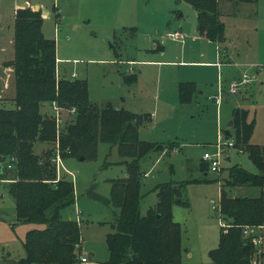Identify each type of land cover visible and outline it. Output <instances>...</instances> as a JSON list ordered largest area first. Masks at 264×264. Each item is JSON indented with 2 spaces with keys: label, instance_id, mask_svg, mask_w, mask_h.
<instances>
[{
  "label": "rangeland",
  "instance_id": "obj_1",
  "mask_svg": "<svg viewBox=\"0 0 264 264\" xmlns=\"http://www.w3.org/2000/svg\"><path fill=\"white\" fill-rule=\"evenodd\" d=\"M26 6L40 9L45 36L56 40L59 78H87L89 96L95 104L111 102L142 114L145 120L139 127L140 138L165 143L159 151L152 150L140 159L144 171L142 192L145 193L140 201L141 214L157 204L159 198L153 190L157 184L183 182L182 199L188 204L174 202L171 207L174 220L180 223L182 262L213 264L209 250L218 245L223 229L221 221L225 218L213 204L220 200L221 182L228 176V167L238 164L254 173L260 169L246 149L235 146L219 156L218 171L209 169L203 154L214 151L218 141L234 139V134L226 136L225 130L238 98L251 110L248 120L255 118L251 142L264 148V85L261 84L264 68L259 80L242 83L238 94L228 89L230 81L241 79L243 71L250 75L256 73L258 65L252 58L253 52L247 55V60L243 57L242 72L237 66L227 73L221 69L219 74L214 67L204 69L188 62L203 59L201 53H213L215 57L211 46L191 42L190 37L182 44L168 34L176 31L179 24L185 26L189 34L197 29L196 11L188 0H0V106H15L14 69L5 62L14 57L16 11ZM232 8L233 12L220 15L227 35L236 34L242 40L253 38V43H263L264 47V0L243 1ZM177 11L182 12V21L176 16ZM191 44L195 53L189 48ZM157 45L164 50L156 49ZM183 48L187 51L182 57ZM260 48L263 56L262 46ZM184 79L199 81L204 93L198 101H179L177 81ZM222 87L223 101L219 103L212 97H216ZM73 108H63L55 102L42 106L55 116L58 128L64 127L74 116ZM232 126L228 128L233 132ZM51 146L54 148L51 159L58 175L70 176L75 184L76 202L63 208L62 215L78 218L76 211H81L83 217L79 223L84 241L73 264H104L110 258L106 234L113 231L114 214L102 200L98 202L87 192L90 189L91 193L109 196V178L123 177L127 173L121 162L123 158L116 145L99 141L96 157L72 159L71 176L69 172H61L53 159L60 152L57 139L53 143L39 142L36 150L41 153ZM6 177L12 178V174L9 172ZM8 184L0 182V264H17L25 255L23 241L27 231L41 225L19 222L15 218V199ZM227 188L233 196L259 191L252 186ZM116 210L119 212L118 208ZM260 229L262 241L259 247L255 246L264 260V226ZM90 251L95 253L92 258ZM81 255L88 261H81Z\"/></svg>",
  "mask_w": 264,
  "mask_h": 264
},
{
  "label": "trees",
  "instance_id": "obj_2",
  "mask_svg": "<svg viewBox=\"0 0 264 264\" xmlns=\"http://www.w3.org/2000/svg\"><path fill=\"white\" fill-rule=\"evenodd\" d=\"M197 11V28L201 35L225 41V23L221 20L222 0H188ZM234 1V0H233ZM256 0H235L239 2ZM40 9L19 8L14 18V57L5 62L15 74V106H0V179L10 172L9 191L15 199L17 220L40 224L27 231L25 255L17 264H73L83 242L79 218L64 217L62 209L75 203V184L70 176H58L52 162L54 148L38 153L39 142L58 141L62 158L96 157L99 141L116 145L127 174L110 179V198L119 209V218L106 234L110 258L104 264H183L180 223L172 215L174 202L182 199L183 182H163L157 191L158 202L142 215L140 201L144 171L140 159L165 143L143 140L139 127L145 117L108 102L101 106L89 96L85 77L57 76V44L43 32ZM156 49H160L159 46ZM194 81H180L181 103L195 99ZM57 103L74 106V116L62 128L55 116L42 106ZM71 112V111H70ZM249 110L233 108L234 146L247 150L260 169L254 173L235 164L221 182L220 212L229 220L221 229L219 243L209 250L213 264H264L257 247L243 233L246 225H264V148L252 143L255 118L248 120ZM7 164H12L8 167ZM5 181V180H4ZM252 186L257 194L230 195L228 188ZM264 254V252H262Z\"/></svg>",
  "mask_w": 264,
  "mask_h": 264
},
{
  "label": "crops",
  "instance_id": "obj_3",
  "mask_svg": "<svg viewBox=\"0 0 264 264\" xmlns=\"http://www.w3.org/2000/svg\"><path fill=\"white\" fill-rule=\"evenodd\" d=\"M235 3H236L235 0L234 1L233 0H222L221 3H220V11L223 12V13H228L229 14L232 11V9H233L232 6ZM34 7L35 8H37V7L39 8L38 5H35ZM176 16L179 19H181L182 12L177 11L176 12ZM196 20H197V11H196ZM181 21H182V19H181ZM175 28L177 30L176 31H171V32H179V33H181V35L183 37H182V39L179 38L178 41L180 40L182 44H184L187 41V39L190 37L191 38L190 39L191 42L199 43V44H202V45H205V46H211V48L214 50L215 57H214L213 53H211L209 55H207L206 53H201V55L204 57L203 59H200V60H189L188 62L194 63L195 65L202 66V67H204V69H211V68L214 67V68L218 69V73L219 74L221 72V69L223 70V72L225 70H227L226 71V73H227L229 71L228 69H230V68L237 69V66H238L239 69H240L241 66H243V64L245 63V61H242L243 57H244V60H247V55H250V53L253 52V57L252 58H253V60H256L255 62H257L256 64L258 65V67L256 69V73L254 75H250L251 79H252V80L250 79L251 80L250 83L252 81H254V80L255 81L259 80L258 76H260L262 74V71H263V68H264V52H263V56H262V52L260 53L258 48L261 49L260 47L262 46V50L264 51L263 43L261 45H260L259 42H256V41H254V43H253V38L248 39V37H246V39L244 38L242 40L239 35H237V36H236V34L227 35V32H225V41L216 42V41H213V40L207 38L204 35H201L198 32V28L195 31L192 30V32L190 34L187 32V29L182 24L177 25ZM157 46H159L160 50L161 49L164 50L163 46L162 47L160 45H157ZM189 48H190V50L194 51V47L192 46V44L189 46ZM186 51L187 50H185L183 48L181 50L180 55L182 57L185 56L186 55ZM194 53H195V51H194ZM240 70H241V72L243 71L242 69H240ZM240 73H238V74H240ZM243 73H244V71L242 72V74ZM261 76L263 78L261 80V84L264 85V73ZM188 80L194 81L196 83V85H197V92H196L194 101H198L199 98H200V95L204 93V89L199 85V83H198L199 81L198 80H193V79H188ZM180 81H187V79L186 80L184 79V80L177 81V89H178V84H179ZM222 89H223V87H222ZM222 98H223V96H222ZM212 99H214V101L217 102V99H216L215 96H213ZM222 101H223V99H222ZM224 101L227 102L228 100L225 98ZM235 104H237V105H235L234 107L239 106V107L247 108L249 110V114H250L251 110L247 106L242 105L243 103H242V101L239 98L236 99ZM232 120H233V115H232ZM228 126H229V123H228ZM228 126H227L226 130L231 131L228 128ZM69 163L73 164L72 159L64 161V164L66 165V167L70 171H72L70 169V167H69ZM61 172H64V170H62ZM109 179H111V178H109ZM0 182H7V181L1 180ZM110 185H111V183H110ZM92 187H94V186H92ZM87 193L89 194V196L95 197L98 202H100L102 200V204H104V206L108 207V209H110L112 211V213L114 214L113 217H112V218H114L113 222L118 220L120 215H119V212L116 210L117 207H115L113 205V203H112V200L110 198V193H109V196H105V195L99 194L98 192H92L91 193L90 189L88 190ZM75 202H76V200H75ZM102 207H101V210L104 208V207L103 208ZM14 211H15V206H14ZM15 213H16V211H15ZM76 214H78V218L79 219L83 218L81 216V211H79V212L76 211ZM15 218L17 219L16 214H15ZM108 218H110V217H107V219ZM102 221L105 222V220H102ZM83 241H84V236H83ZM89 255H92V257H93L95 255V253L93 251H90Z\"/></svg>",
  "mask_w": 264,
  "mask_h": 264
},
{
  "label": "built area",
  "instance_id": "obj_4",
  "mask_svg": "<svg viewBox=\"0 0 264 264\" xmlns=\"http://www.w3.org/2000/svg\"><path fill=\"white\" fill-rule=\"evenodd\" d=\"M169 35H171L172 37L176 38V39H182V35L179 32H169ZM251 79V76L249 73L244 72L241 75V79L235 78L233 80L230 81L228 89L229 92L232 94H238L240 92V85L242 83L248 82ZM223 89L221 88V91L219 92V94L216 96L217 101L220 103L222 102V95H223ZM57 108V107H56ZM75 110V108H73V111ZM57 119L58 121L61 120V117L59 116V112H57ZM232 146H234V139L233 140H227V141H218L217 142V148L214 151H205L203 154V158L204 160H206L208 162V166L210 170L213 171H218V169L220 168V160H219V156L224 155L225 152L227 150H229ZM54 161H56L57 167L59 170H64L65 172H69L72 175V171H70L66 165L64 164L63 158L60 154V152H58L56 154V156H54ZM12 164H7L8 167H11ZM61 175V173H60ZM58 175V176H60ZM4 180V179H0ZM212 202H214V200L212 199ZM213 208L215 210H218L220 212V206H219V202L216 203L214 202L213 204ZM221 214V212H220ZM222 217V214L220 215ZM223 218V217H222ZM222 223V228L227 229L229 227V223L225 220L222 219L221 221ZM264 225H246L243 227V233L250 237L253 244L254 245H258V247L260 246V243L262 241V236L261 234V229ZM258 250V249H257ZM81 261L83 262H87L88 258L86 256L81 255L80 257Z\"/></svg>",
  "mask_w": 264,
  "mask_h": 264
},
{
  "label": "water",
  "instance_id": "obj_5",
  "mask_svg": "<svg viewBox=\"0 0 264 264\" xmlns=\"http://www.w3.org/2000/svg\"><path fill=\"white\" fill-rule=\"evenodd\" d=\"M229 125H233V120H231V121L229 122ZM225 133H226V134H230V131H229V130H226ZM82 158H83V157H82ZM1 168H2V166L0 165V170H1ZM89 257L92 258V255H89Z\"/></svg>",
  "mask_w": 264,
  "mask_h": 264
}]
</instances>
